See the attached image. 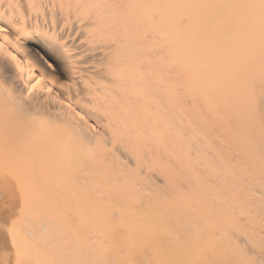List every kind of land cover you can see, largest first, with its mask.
Masks as SVG:
<instances>
[{
  "label": "bare ground",
  "instance_id": "obj_1",
  "mask_svg": "<svg viewBox=\"0 0 264 264\" xmlns=\"http://www.w3.org/2000/svg\"><path fill=\"white\" fill-rule=\"evenodd\" d=\"M5 186L0 264H264L262 0H0Z\"/></svg>",
  "mask_w": 264,
  "mask_h": 264
},
{
  "label": "snow or ice",
  "instance_id": "obj_2",
  "mask_svg": "<svg viewBox=\"0 0 264 264\" xmlns=\"http://www.w3.org/2000/svg\"><path fill=\"white\" fill-rule=\"evenodd\" d=\"M262 6H264V0H262ZM19 195H22V193ZM14 201H18V194L14 188H7V186H5L0 189V218L3 219L5 224H8L9 212L11 211L12 216H15V212L12 210L19 207L18 202L14 203ZM14 226L15 220L12 221V227ZM8 230L11 231L12 228H9ZM9 264H11V261ZM15 264H26L19 249L16 251Z\"/></svg>",
  "mask_w": 264,
  "mask_h": 264
}]
</instances>
